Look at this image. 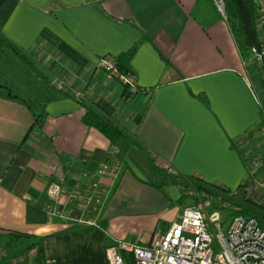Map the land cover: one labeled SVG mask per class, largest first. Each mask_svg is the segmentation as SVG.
Wrapping results in <instances>:
<instances>
[{
    "label": "crops",
    "instance_id": "obj_1",
    "mask_svg": "<svg viewBox=\"0 0 264 264\" xmlns=\"http://www.w3.org/2000/svg\"><path fill=\"white\" fill-rule=\"evenodd\" d=\"M132 48L134 88L98 66ZM18 53L51 81L17 66ZM11 56L13 80L0 82V261L39 240L44 264H107L106 246L145 245L179 218L188 177L229 190L246 178L237 142L260 109L214 0H0V58ZM34 73L46 81L33 86ZM80 100L127 136L113 144L86 124ZM52 161L64 188L55 214L46 209ZM103 162L116 166L99 173ZM143 163L172 178L170 190ZM72 190L87 193V209ZM11 233L26 236L9 243Z\"/></svg>",
    "mask_w": 264,
    "mask_h": 264
},
{
    "label": "built area",
    "instance_id": "obj_2",
    "mask_svg": "<svg viewBox=\"0 0 264 264\" xmlns=\"http://www.w3.org/2000/svg\"><path fill=\"white\" fill-rule=\"evenodd\" d=\"M254 1L258 44L252 47V53L264 77V0ZM214 2L225 18L224 1ZM98 66L124 86L134 88L133 74L120 73L113 57H100ZM115 166L116 163L103 162L98 172L104 173ZM48 170L53 179L46 189L49 199L46 209L55 214L53 203L64 191L63 176L60 167L53 161L49 163ZM95 186V183H91L87 190ZM249 191L252 195L257 188L253 187ZM86 195L76 190L68 192V197L82 209L88 208L89 197ZM260 201L264 203V195ZM122 251L131 253L136 264H264V228L254 216L235 214L231 216L226 228L222 229L217 212L207 215L201 205L185 207L179 218L163 234L153 235L145 245L118 241L106 246L107 264H128Z\"/></svg>",
    "mask_w": 264,
    "mask_h": 264
},
{
    "label": "trees",
    "instance_id": "obj_3",
    "mask_svg": "<svg viewBox=\"0 0 264 264\" xmlns=\"http://www.w3.org/2000/svg\"><path fill=\"white\" fill-rule=\"evenodd\" d=\"M223 1L225 5V20L233 35L236 47L242 59L244 71L256 95L260 109L257 123L238 138L237 146L242 148L245 144L252 142L255 135L264 134V77L260 65L253 57L252 53V47L258 44V33L255 28V1ZM133 52L134 48L129 49L115 58V63L120 73H132L129 61ZM18 55L24 62L37 71L33 66V62L31 63L25 53H18ZM80 104L84 108L83 121L88 125L96 126L104 131L111 143L115 144L116 139L122 136H127L124 129L106 117L93 103L80 100ZM45 115V112L35 115L34 125L36 127H41L43 125ZM243 155L247 168V176L238 186H243L247 193L250 185L254 182L255 177L259 178L262 176L261 183H264V143H260L259 146H255L254 149L252 148L249 152L244 153ZM107 159H109V156L106 157V160ZM193 178L194 177H188L187 182L182 185L183 193L179 198V202L182 204L183 208L197 207L201 205L207 215L223 209L224 207L216 202L217 198H215V190L229 191V189L215 183L206 182L202 179ZM263 190L264 189L261 187L257 188L256 192H252L253 196H250L249 193H247L246 198L255 203L259 202L257 204L264 209V203L259 200L264 195ZM209 198H214V201H209L206 205L202 204ZM235 214L245 215L240 209H234L230 212L231 216ZM23 236L26 235L11 233L9 243H12ZM34 246L37 248L38 259L44 262L41 241L38 240ZM121 254L128 264H136L131 253L122 251Z\"/></svg>",
    "mask_w": 264,
    "mask_h": 264
},
{
    "label": "rangeland",
    "instance_id": "obj_4",
    "mask_svg": "<svg viewBox=\"0 0 264 264\" xmlns=\"http://www.w3.org/2000/svg\"><path fill=\"white\" fill-rule=\"evenodd\" d=\"M3 60H6L5 61L6 63H1ZM12 61H14V58L12 56H11V58L10 57L0 58V82L2 81L6 84V83H10L13 80V79L12 80L9 79L10 75L13 73L11 68L15 67L14 62H12ZM31 61L33 62V66L38 70V72H41V74L44 75V78H47V80H48L47 82H50L51 81V75H49L48 72H46L43 69V66L40 65L34 59ZM16 62H17V66L22 67L25 65V62L21 58H15V63ZM10 69H11V71H10ZM16 69L18 70V67ZM33 76H34V80H33L34 85L33 86H36V83H37L36 80L39 79L40 76L38 74H35V73L33 74ZM39 80L42 81L43 83L46 81L43 78L39 79ZM57 85H55V87ZM55 89H57V88H55ZM135 101H136V99H133L132 102L130 104H128V107L129 108L130 107L135 108V105H136ZM260 143H264V134H262V135L257 134V136L255 135L254 140L252 142L245 144L244 145L245 149L242 151L244 153H247L252 148L254 149L255 146H259ZM124 150H125V148H124ZM143 165L144 166H142V169H143L146 177L150 178L151 180H154L153 182H155L157 184H164V186L166 185L167 188H169V190H170L171 186L169 187V184H172L171 183V182H173L172 178L164 177L160 174H155L154 172H152L151 166H148L146 163H143ZM261 178H262V176H260L259 178L255 177L254 182L250 185L249 189H252L253 187L255 189L260 188V187L262 189H264V183H261ZM250 191L248 190L247 193H249ZM247 193L245 192V188L243 186H240V187L235 186L234 188H232L229 191H223V190H219V189L215 190L216 196L215 195L214 196H215V198H217L216 202L219 203V205H222L224 207L223 209H221L217 212L218 213V221H219L222 229L226 228V226H227V224L231 218L230 212L234 209H240L241 211H243L245 213V215L255 216L258 219L260 225L263 226V228H264V209L259 204H257L259 202L255 203V202L248 200L246 198ZM263 194H264V190H263ZM249 195L253 196L251 194H249ZM212 200L214 201V198H209L208 200H206L205 203H202V204L206 205L207 203H209V201H212ZM29 245H30V243L28 241L23 240L22 242H19V244H17V246H16L17 247L16 251L18 252L16 259L1 260L0 264H44V262L39 260L37 257V254H38L37 248L31 247V246L29 247Z\"/></svg>",
    "mask_w": 264,
    "mask_h": 264
}]
</instances>
